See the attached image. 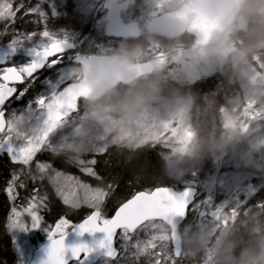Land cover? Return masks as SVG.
<instances>
[{
    "label": "clouds",
    "instance_id": "obj_1",
    "mask_svg": "<svg viewBox=\"0 0 264 264\" xmlns=\"http://www.w3.org/2000/svg\"><path fill=\"white\" fill-rule=\"evenodd\" d=\"M137 5L146 11L159 7L163 14L146 15L133 39L91 55L73 70L87 94L81 98L80 131L65 155L77 159L101 137L111 146L134 149L149 138L159 140L179 122L190 139L161 155L169 179L180 180L205 158L264 138L254 139L227 120H236L245 103L264 105V77L257 78L254 68L255 58L264 55V0H120L119 8L126 13ZM156 45L166 59L150 54ZM217 72L227 84L243 87L244 95L224 106L191 90L194 80ZM242 162L253 163L254 153H245ZM238 223L249 238L242 242L230 231L213 264H264V209ZM212 236L210 229L200 231L187 251L205 252Z\"/></svg>",
    "mask_w": 264,
    "mask_h": 264
},
{
    "label": "snow or ice",
    "instance_id": "obj_2",
    "mask_svg": "<svg viewBox=\"0 0 264 264\" xmlns=\"http://www.w3.org/2000/svg\"><path fill=\"white\" fill-rule=\"evenodd\" d=\"M18 10H13L11 3L0 5V19H12L15 22ZM31 13L38 14L45 21L49 18V13L42 11L39 7L30 9L25 12V15ZM127 34H134V29L129 30ZM37 36L36 32L17 34L6 47L0 48V65H4L0 67V134H4L0 136V153H7L11 161L23 165H29L41 149H49L54 153L63 151L68 137L59 136L56 139L58 133L62 129L73 127L80 118L78 101L87 94V89L74 76V68L56 69L55 66L65 63L66 56L68 60L75 61L79 65L86 64L92 59L88 55H68V51L75 49V45L67 37L60 38L48 27H45L39 34V39ZM18 55L27 59L22 63L7 66L8 62ZM50 57H56V59L50 60ZM45 69L56 70L57 78L52 80L45 77L41 81L45 90L27 101L23 110L30 123L35 121L41 126V132L37 136H32L27 132L13 135L9 121L5 119L7 106L11 105L13 97L16 101H22L29 88L43 75L40 70ZM68 80L76 82L60 90L61 84ZM16 84H22L24 88L18 92ZM14 112L15 110H12V113ZM250 116L255 119L257 113H252ZM247 127L244 125L245 130ZM191 135L188 131L181 135L179 128L166 129L160 134L159 141L167 143L175 138L178 142H182L186 138L190 139ZM106 150L107 145L102 138L92 149L93 152ZM75 160L82 166L85 173L100 179L91 167L96 163L95 160L87 162L79 158ZM37 168L42 175H47L50 165L38 164ZM50 179L57 185V192L65 204L78 208L83 202L93 208V211L80 223L61 218L54 226L42 227L44 221L38 210L39 207L44 206L42 200L36 201L33 197L28 206L23 208V212L13 208V218L9 228L14 235L16 230L35 229L43 230L48 234L50 244L45 250L46 257L43 264H73V262L74 264H95L96 261H100L101 264H113L114 261L120 264L119 250L114 246L118 233L120 240L123 241L122 250L127 252L129 248H133L136 250L134 255L137 257L147 255L151 249L156 248V241L164 238L161 234L163 223H171L177 217L187 219L190 205L201 218L210 217L214 220H220L223 210L227 207V202H225L210 213L199 211L194 204L196 190L188 184L183 190L156 187L154 190L137 192L122 203L114 215L108 217L101 208L108 196L103 189L92 188L60 172H54ZM8 191L10 194L13 193V188L10 186ZM78 191H83V197L77 195ZM211 199L212 197L209 196V202ZM25 213L30 217V225L20 220L21 215ZM233 215H235L234 211ZM223 223L227 224L226 217ZM141 233L148 238L141 240ZM175 255L180 256L179 243L176 244ZM156 264H160L158 258Z\"/></svg>",
    "mask_w": 264,
    "mask_h": 264
},
{
    "label": "rangeland",
    "instance_id": "obj_3",
    "mask_svg": "<svg viewBox=\"0 0 264 264\" xmlns=\"http://www.w3.org/2000/svg\"><path fill=\"white\" fill-rule=\"evenodd\" d=\"M32 4V8L39 7L42 11L49 13V18L45 21V19L41 18L36 13H31L29 15H24L21 19V28L20 35L23 34H31L32 32H36L38 34L37 39H39V34L48 27L53 33H55L60 38L67 37L72 44L75 45V53L79 55H97V52H102L103 48L111 49L115 48L123 41H113L107 40V43H101L100 40L97 41L98 35L104 31L105 27V10L102 7V3H97L95 0H0V5L11 3L13 5V10L20 8V5ZM54 10V13H53ZM152 14H163L162 9L156 7L151 11H146L142 6L137 5L134 9L122 15V19L125 23H138L140 26L142 25L146 15ZM12 21V19H0V33L2 28L8 23ZM18 33V34H19ZM79 41L82 43L79 44ZM1 45L0 39V48L6 47ZM150 54L155 57H165V53L160 49L159 45H156L150 49ZM166 58V57H165ZM26 57L22 55H18L14 57L11 61L8 62L7 66H12L14 63H22L26 60ZM4 67V66H3ZM71 67L77 68L78 66L74 65L70 60L65 57V63L55 66L56 69ZM255 75L257 78L264 77V55H258L255 58L254 62ZM43 75L40 76V79H37L35 83L29 88L27 95L23 98L22 101H16L15 99L12 101L10 106H7L6 110V120L9 121V127L12 130L13 135L19 133H29L32 136H37L41 132V126L37 124L35 121L29 122V118L23 110L26 107L27 101L31 100L33 97L39 95L41 92L45 90L41 81L47 77L49 79L55 80L57 78V72L54 69H45L42 72ZM208 77V78H206ZM206 78V79H205ZM77 79V78H76ZM76 82L75 80H68L61 84L60 89L65 87L66 85ZM23 87L18 88V92L21 91ZM191 90L197 93L201 98L213 97L218 102H221L222 105L226 106L231 104L234 100L239 99L242 95H244L243 87H234L227 84L224 76L217 72L215 75L211 76H201L198 79L192 82L190 86ZM247 103L243 104L238 109L239 115L243 110L244 106ZM12 110H15L12 113ZM80 118L77 119V123L71 128H65L60 130L56 139L59 136H67L68 139L66 141L65 149L72 146V142L75 140L78 135L80 129L79 124L82 122V113H81V105H80ZM258 112L261 114V119L264 120V105L258 109ZM224 107H221V123L224 122ZM250 114H252V109H249L245 115V117L251 118ZM238 115V116H239ZM228 123L231 122L232 118H227ZM179 128L181 135L185 131L190 132L186 127H182L179 122H174L167 129ZM2 134L1 136H3ZM102 138V137H101ZM103 142L107 145V150L110 148V152L117 154L118 156H126L127 151L132 152L141 146H144L147 143H157L159 146L161 145L162 150L165 151L169 146L175 145L177 147L180 146L181 142H178L177 139H170L167 143H164L159 140H154L149 138L143 144L137 146L134 149H129L126 147H118L111 146L107 140L104 138ZM186 138L184 141H187ZM100 141V138L97 139L96 145ZM155 141V142H154ZM125 150H122V149ZM65 149L60 152H52L49 149H41L38 152L31 163L29 165H23L20 163H15L11 161L9 155L7 153H0L1 158H7L14 165L10 166V169L17 175V180L15 182V187L18 189V195L15 203H17V211L23 212V208L28 206V204L35 197L36 201H43L44 206L39 207V214L43 216V214H48L52 205L56 202L60 206L72 207L63 202L62 197L57 192V185H55L50 177L54 174V172H60L64 176H70L76 178L80 183L87 184L92 188H100L105 191L106 186V176L107 174H100V179H97L93 176L88 175L82 170V166L76 162L75 159H69L67 155H65ZM106 150V151H107ZM105 152V151H104ZM104 152H89L79 157L80 160L85 162L89 160H95L99 155H102ZM234 150L230 151L229 154L233 156ZM220 156H209L205 158L203 161L199 162L191 166L190 171L191 175L185 176V180L188 184L192 185L198 191L202 189V186L206 187L208 182L206 181L209 175L212 172L217 171V166L219 167L218 173H223L226 171V166L220 163ZM148 160L150 157L146 156ZM38 164H47L50 165V169L47 175H42L37 168ZM96 164V163H95ZM94 165L91 167L94 169ZM241 165V164H240ZM95 171V170H94ZM229 174L227 172L224 175ZM231 174H243L245 177H239L238 180L234 181L231 184L221 183L220 187H216L213 190L212 199L209 204H207V196L202 194L198 196L196 202L194 203L196 209L199 211H207L211 212L212 209H215L220 204L227 202V207L223 210L222 216L220 220L210 219L208 217L201 218L196 210L191 208L189 209L187 219L182 225V247L183 253L181 259L177 260L175 264H203L205 261L209 250L214 244L216 237L223 238L224 241L229 236V232L232 231L236 234V236L242 241L246 242L249 238L246 237V233L248 232L247 227L240 225L238 223L241 219H246L251 216L253 213L264 209V191L260 192V194H255L253 197L250 196L251 191L248 187V184L253 187L260 186V181L258 177L254 179L248 178L245 171H240L239 173H231ZM151 181L160 184V183H169L176 182V187H183L184 183L178 182L181 180L169 179L168 175H156L153 174L151 176ZM241 190V193L238 194V191ZM77 195L83 197V191H78ZM253 205L255 208L252 210L250 215H242L241 207L245 205L246 209ZM86 207L91 209V207L87 203H81L80 207H72L75 209H80ZM233 211L235 215H233ZM227 218V224L223 223V219ZM21 218L24 221L23 223L29 224L31 223L30 217L28 214L21 215ZM44 223L42 227L45 225L52 226V218L44 217ZM164 226V225H163ZM211 230L213 233L212 243L209 248L198 255H191L187 249L186 245L190 239L195 238V236L202 230ZM168 230V229H167ZM34 230H31V233ZM35 242H42L48 238V234L40 229L35 230ZM169 233V230H168ZM169 235V234H168ZM33 236V235H32ZM122 243L120 238H118L117 244ZM224 243V242H223ZM158 255L149 252V254H144L140 256H135L134 253H129L124 258V264H152L153 257H156L161 260L162 264H171V257H173L171 244H164L160 247Z\"/></svg>",
    "mask_w": 264,
    "mask_h": 264
},
{
    "label": "trees",
    "instance_id": "obj_4",
    "mask_svg": "<svg viewBox=\"0 0 264 264\" xmlns=\"http://www.w3.org/2000/svg\"><path fill=\"white\" fill-rule=\"evenodd\" d=\"M25 3L26 2H24L23 7L18 8L19 10L16 11L15 22H13L12 20L2 28V31L0 33L2 46L9 44L14 36L19 33L21 28V19L24 17L25 12L32 9V4ZM98 40H100L101 43H107V40L104 38L103 33H100L98 35L97 41ZM81 43L82 42L79 41V44ZM105 50L108 49L103 48L102 52ZM102 52L97 53L101 54ZM161 59L166 58L162 57ZM250 105L251 107H249ZM261 106L263 105H258L256 101L247 103L238 118L236 120H231L230 124H234L235 126L239 127L242 133L246 135L251 134L254 139L256 137H264V120L261 119V114L260 112H258V109ZM249 109H252V113H257L255 119L249 118L248 116L245 117ZM244 125L248 126L247 130L244 129ZM116 148L118 149V147ZM122 150L125 149L123 148ZM234 151L235 152L233 156H231L228 152L227 154L219 157L220 163L226 166L225 172L229 174L224 175L225 172L221 174L218 173L219 167L217 166V171L212 172V174L209 175L206 180L208 182V185L206 187H204L203 185L202 189L198 191L197 198L198 196L205 194L207 196V204H209V196L212 197L213 190L216 187H220L221 183L224 182L227 184H231L234 181L238 180L239 177H245V175L243 174H231L239 173L240 171H245L248 178L254 179L255 177H258V180L261 183L260 186L256 188L249 184L246 186L250 190H253L250 194L251 197L264 191V138L255 139V142L251 145L242 144L238 148L234 149ZM250 151L254 153V162L251 164L243 163L242 157L245 153ZM162 152L163 150L161 145L159 146V144L157 143H147L144 146L132 150V152L127 151L126 156H118L117 154L110 152L109 148L102 155H99L97 157L96 164L94 166L95 172L99 176L100 174H107L105 192L108 193V196L101 206L102 211L106 216L111 217L122 203L126 202L137 192L150 191L155 189L156 187H172L176 190H183V188L188 185L187 181L184 178L187 175H191L190 170L182 179H180L181 181H178L184 183L183 187L177 188L175 181L174 183L169 182L160 184H156L151 181V176L153 174L167 175L161 155ZM146 156L150 157V159L148 160ZM9 165L12 166L14 164L10 162L9 159L0 157V264H28L32 252L45 242L49 241V239L47 238L42 242H35L34 236L36 233V229L32 233L31 231L16 230L14 235L13 231L9 228V224L11 223V220L13 218V208H17V203H15V201L18 195V189L15 187L17 175L10 169ZM14 177L16 178L15 180ZM10 186L13 188V193L11 194L8 191ZM240 193L241 190L238 191V194ZM254 208L255 207L251 204L248 209H246L245 205L242 206V215H250ZM213 210L215 209H212L211 211ZM92 211L93 208L88 209L86 207H83L80 209H75L72 207L60 206L55 202L50 208L49 213L43 214L42 217H51L52 226H54V224L61 218H67L73 223H79L83 219H85ZM20 220L22 221L23 219L20 217ZM182 232L183 231L181 230V234ZM161 234L164 238L158 239L156 241V248L150 250L152 256L153 254L158 255V253L160 252L159 249L162 245L170 244L168 235L169 233L165 226L162 227ZM245 235L246 237H248V232L246 233L245 231L244 236ZM147 238L148 237L145 234L141 233V240ZM223 242V238H219L218 236L216 237V240L209 250L203 264H213L215 250ZM122 243L117 244V248L120 252V257L118 258L120 259V264H124V258L127 256V254L135 253L136 251L133 248H129L127 252H125L121 249ZM156 259V257L152 258V264H156ZM177 260L171 257V261L177 263ZM159 261L160 264H162L160 259ZM98 264H101V262H99ZM113 264H116V262H113Z\"/></svg>",
    "mask_w": 264,
    "mask_h": 264
},
{
    "label": "water",
    "instance_id": "obj_5",
    "mask_svg": "<svg viewBox=\"0 0 264 264\" xmlns=\"http://www.w3.org/2000/svg\"><path fill=\"white\" fill-rule=\"evenodd\" d=\"M96 2H98V3L102 2V6H103L104 10L107 12V14H106L107 25L105 27V33H104L105 38L110 39V40L114 39V40L128 41L130 39H133L136 35L139 34L140 26L137 23L126 24L123 21L122 15L125 14V12L120 11L119 0H96ZM211 27H212L211 25L206 26V28L208 30H211ZM132 29H134V34H127L129 32V30H132ZM73 50L74 49L69 50L68 53L73 52ZM49 59L50 60L56 59V57H50ZM72 63L74 65L80 66L75 61H72ZM3 66L4 65H0V67H3ZM40 71L43 72L44 70H40ZM37 75H39V73H37ZM21 86H23V85L22 84H16L15 85V87H17V88L21 87ZM63 88L61 90H63ZM14 99H15V97L12 98V101ZM80 102H81V100L78 101V107H79ZM5 116H6V113H5ZM1 135L2 134H0V136ZM197 194H198V192L196 190V197H197ZM196 197H195V201H196ZM195 201H194V203H195ZM190 208H191V205L189 206V209ZM185 220H186L185 218L177 217L171 223H168V222L163 223V225L169 230V240H170V244H171V248H172V253H173L174 259H176V260L180 259L182 256L183 247H182L181 228H182V225L185 222ZM118 236H119V233L117 234V237L114 241V246L116 248H117ZM177 243H179V247H180V256L179 257H176V255H175ZM49 244H50V241H47L44 244H42L40 247L35 249L32 252V255H31V258H30L28 264H43V260L46 257V251L45 250L49 246ZM119 256H120V252H119ZM99 262L100 261H96L95 264H98ZM73 264H74V262H73Z\"/></svg>",
    "mask_w": 264,
    "mask_h": 264
},
{
    "label": "flooded vegetation",
    "instance_id": "obj_6",
    "mask_svg": "<svg viewBox=\"0 0 264 264\" xmlns=\"http://www.w3.org/2000/svg\"><path fill=\"white\" fill-rule=\"evenodd\" d=\"M98 3V2H97ZM102 3V2H101ZM119 3H120V0H119ZM104 9V8H103ZM127 13V12H126ZM106 14H107V12L105 11V22H106ZM135 23V22H134ZM127 24V23H126ZM129 24H132V23H129ZM138 24V23H137ZM106 25H107V22H106V24H105V27H106ZM139 26H140V24H138ZM105 27H104V31L103 32H101V33H103V35H104V33H105ZM104 38H105V36H104ZM105 39H107V38H105ZM107 40H110V39H107ZM111 40H113V41H123V40H114V39H111ZM123 42H125V41H123ZM68 55H72V56H75V55H77V53H75V49L73 50V52H70V53H68ZM67 57V56H66ZM72 62V61H71ZM76 66H78V65H76ZM79 67V66H78ZM45 71V70H44ZM43 71V72H44ZM24 86V85H23ZM22 86V87H23ZM63 88V87H62ZM61 88V89H62ZM60 89V90H61ZM80 105H81V102L79 103V109H80ZM5 119H6V116H5Z\"/></svg>",
    "mask_w": 264,
    "mask_h": 264
}]
</instances>
